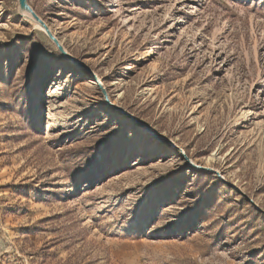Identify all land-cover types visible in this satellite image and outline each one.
<instances>
[{"label": "rangeland", "instance_id": "rangeland-1", "mask_svg": "<svg viewBox=\"0 0 264 264\" xmlns=\"http://www.w3.org/2000/svg\"><path fill=\"white\" fill-rule=\"evenodd\" d=\"M0 0V264H264V0Z\"/></svg>", "mask_w": 264, "mask_h": 264}, {"label": "water", "instance_id": "water-1", "mask_svg": "<svg viewBox=\"0 0 264 264\" xmlns=\"http://www.w3.org/2000/svg\"><path fill=\"white\" fill-rule=\"evenodd\" d=\"M20 2V7L22 11H26L28 14L31 15V17L37 21L41 27H43L47 33V35L54 41V43L56 44V46L58 47L59 51L64 54L66 57L70 58L69 55H67V53L65 52L63 46L59 43V41L57 39H55V37L52 35L51 31L49 30V28L45 25V23H43L39 17L35 14V12L33 11V9L31 8V6L28 3V0H19Z\"/></svg>", "mask_w": 264, "mask_h": 264}, {"label": "bare ground", "instance_id": "bare-ground-1", "mask_svg": "<svg viewBox=\"0 0 264 264\" xmlns=\"http://www.w3.org/2000/svg\"><path fill=\"white\" fill-rule=\"evenodd\" d=\"M24 12L27 13L26 11H24ZM38 27L41 28V30L43 29L42 31H44V33H46V31H45V29H44L43 27H41V26H39V25H38ZM46 34H47V33H46ZM60 44H61V43H60ZM61 45H62V44H61Z\"/></svg>", "mask_w": 264, "mask_h": 264}]
</instances>
